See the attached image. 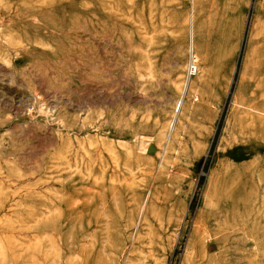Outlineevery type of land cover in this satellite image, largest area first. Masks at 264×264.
<instances>
[{"label":"rangeland","instance_id":"obj_1","mask_svg":"<svg viewBox=\"0 0 264 264\" xmlns=\"http://www.w3.org/2000/svg\"><path fill=\"white\" fill-rule=\"evenodd\" d=\"M259 117L264 0H0V264H264Z\"/></svg>","mask_w":264,"mask_h":264},{"label":"bare ground","instance_id":"obj_2","mask_svg":"<svg viewBox=\"0 0 264 264\" xmlns=\"http://www.w3.org/2000/svg\"><path fill=\"white\" fill-rule=\"evenodd\" d=\"M102 11H104V9L102 8V6L99 7V10H98V13H99V18L101 19L103 16H102ZM195 68V67H194ZM193 69V68H192ZM193 72V71H192ZM196 72V71H195ZM191 73V72H190ZM260 118V117H259ZM259 118H258V121H259ZM264 122V119L260 118V121H259V124H261V122ZM264 125V123H263ZM249 130H251L255 135L259 134L261 136H264V126L263 127H250L248 128Z\"/></svg>","mask_w":264,"mask_h":264}]
</instances>
